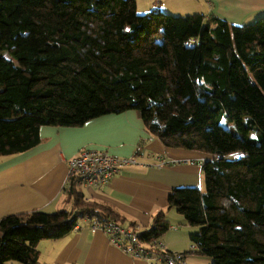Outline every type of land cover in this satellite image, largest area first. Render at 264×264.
<instances>
[{
    "label": "trees",
    "instance_id": "trees-1",
    "mask_svg": "<svg viewBox=\"0 0 264 264\" xmlns=\"http://www.w3.org/2000/svg\"><path fill=\"white\" fill-rule=\"evenodd\" d=\"M135 109L166 146L211 156L205 189L175 187L211 264H264V15L236 25L202 14L139 13L137 0H0V156L41 142L42 126L79 127ZM70 209L0 220V264H42L38 244L89 217L135 227L69 177ZM172 224L160 213L139 234Z\"/></svg>",
    "mask_w": 264,
    "mask_h": 264
},
{
    "label": "crops",
    "instance_id": "crops-1",
    "mask_svg": "<svg viewBox=\"0 0 264 264\" xmlns=\"http://www.w3.org/2000/svg\"><path fill=\"white\" fill-rule=\"evenodd\" d=\"M139 12L163 10L179 15L202 14L206 21L219 18L243 25L264 15V0H150ZM41 142L25 152L0 156V220L10 214L70 209L64 187L69 179L68 161L83 149L105 150L119 157H134L136 164L125 167L102 187L82 186L89 199L115 208L141 233L149 230L160 213L179 221L161 240L168 250L182 252L187 264H211V258L191 252V233L196 227L168 208V197L175 187L205 189L203 163L209 154L166 146L149 134L140 113L102 115L79 127L42 126ZM167 160V165H159ZM174 214V215H173ZM181 216V217H180ZM173 225V224H172ZM42 264H149L114 246L105 233L83 218L76 228L58 239L38 244Z\"/></svg>",
    "mask_w": 264,
    "mask_h": 264
},
{
    "label": "built area",
    "instance_id": "built-area-1",
    "mask_svg": "<svg viewBox=\"0 0 264 264\" xmlns=\"http://www.w3.org/2000/svg\"><path fill=\"white\" fill-rule=\"evenodd\" d=\"M136 163L134 157L124 158L105 150L87 148L68 161L69 177L79 178L85 188H99L109 184L125 167ZM168 163L167 160H160L159 165ZM86 219L91 226L101 229L114 246L134 258L145 259L149 264H187L184 253L168 250L160 239L150 243L144 241L136 227L124 226L112 220L101 221L97 217L86 216ZM195 248L192 244L191 249Z\"/></svg>",
    "mask_w": 264,
    "mask_h": 264
},
{
    "label": "rangeland",
    "instance_id": "rangeland-1",
    "mask_svg": "<svg viewBox=\"0 0 264 264\" xmlns=\"http://www.w3.org/2000/svg\"><path fill=\"white\" fill-rule=\"evenodd\" d=\"M148 1H150V0H138V3L140 4V6L143 4V5H146L147 3H148ZM139 12V11H138ZM169 12V11H168ZM139 13H141V12H139ZM142 13H145V12H142ZM172 13V12H171ZM173 15H175V13H172ZM176 15H179V14H176ZM129 112L130 113H138V111L137 110H135V109H131V110H129ZM173 213H176L175 215H178L177 214V210L175 209V208H173ZM174 215V214H173ZM180 215V214H179ZM181 217V216H180ZM183 217V216H182ZM172 226L173 227H178V228H184L180 223H179V221H177V220H175V221H172ZM194 227V226H193Z\"/></svg>",
    "mask_w": 264,
    "mask_h": 264
}]
</instances>
